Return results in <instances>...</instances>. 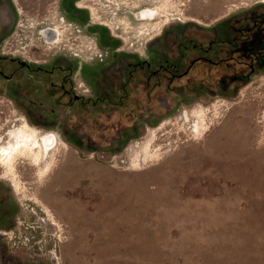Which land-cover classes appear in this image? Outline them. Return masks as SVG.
Instances as JSON below:
<instances>
[{
  "label": "rangeland",
  "instance_id": "rangeland-1",
  "mask_svg": "<svg viewBox=\"0 0 264 264\" xmlns=\"http://www.w3.org/2000/svg\"><path fill=\"white\" fill-rule=\"evenodd\" d=\"M8 1L0 20L5 54L61 65L74 91L111 99L28 109L6 101L2 85V142L28 115L30 125L56 132L65 147L41 179L38 167L16 159L23 192L10 175L0 177V264H264V73L206 103L204 95L175 93L168 109L164 94L153 108L143 101L139 107V90L124 98L121 72L123 59L144 53L146 44L162 39L166 50L191 27L232 22L264 9V0ZM149 6L161 13L139 19ZM47 27L55 29L51 42L41 33ZM199 106L211 124L196 138L193 117L185 120L183 112ZM165 121L151 144L161 157L135 165L149 131Z\"/></svg>",
  "mask_w": 264,
  "mask_h": 264
},
{
  "label": "flooded vegetation",
  "instance_id": "flooded-vegetation-1",
  "mask_svg": "<svg viewBox=\"0 0 264 264\" xmlns=\"http://www.w3.org/2000/svg\"><path fill=\"white\" fill-rule=\"evenodd\" d=\"M35 2L40 5L43 1ZM5 7L10 8L9 1L0 0V20ZM1 40L0 36V92L2 85L5 86L11 96L5 99L13 107L53 111L73 108L77 102L88 100L97 105L99 101L111 99L98 95L87 99L83 91H74L72 76L61 74V65H34L7 55L2 50ZM161 40L146 44L145 52L139 56L123 59L124 98L139 90L136 102L143 101L144 107L161 106L160 96L164 94L168 97L162 98L164 106L171 109L173 94L179 92L204 95L202 101L206 103L210 96L240 92L244 84L264 73V9L258 8L242 17H234L232 22L213 27H191L190 36L173 41L166 50L161 49ZM51 74L55 77L50 79ZM84 85L81 81L80 86ZM50 87L57 89L59 95H49ZM50 96L54 99L52 104ZM23 116L29 122V116Z\"/></svg>",
  "mask_w": 264,
  "mask_h": 264
},
{
  "label": "bare ground",
  "instance_id": "bare-ground-1",
  "mask_svg": "<svg viewBox=\"0 0 264 264\" xmlns=\"http://www.w3.org/2000/svg\"><path fill=\"white\" fill-rule=\"evenodd\" d=\"M137 1L140 3V0ZM137 1L135 2L137 3ZM159 1L160 0H151L152 3H157ZM160 13L161 9L158 6H149L138 11L136 16L139 19L153 20ZM54 30V28L47 27L41 31L46 41H53ZM217 109H219L218 102L213 104V110L216 111ZM206 111V107L199 106L190 111L185 110L183 112V118L185 120H190V117H193L190 121V128L193 136L196 138L202 136L210 127L211 122L206 119ZM165 123L166 121L161 123L157 128H153L149 131L146 141L143 144V153L139 158L140 161L138 163L135 162V165L140 166V164L148 163L149 161H154L161 157L160 148L157 147L153 150L151 144L156 140V131ZM5 134L7 141L2 142L0 139L1 177L10 175L14 183V188L18 192H23L24 186L21 185L19 177L16 176V159L24 158L31 166L38 167L37 177L41 179L52 168L56 155L63 151L65 147V142L56 132L50 130L41 132L36 127L30 125L23 117L19 119V124H14L12 128L7 129ZM43 159L45 164L43 167H39ZM34 199L35 202L42 205L43 210L48 215V221L51 224H58L60 226L51 210L47 206H44L38 198ZM0 233L3 234V231H0Z\"/></svg>",
  "mask_w": 264,
  "mask_h": 264
}]
</instances>
